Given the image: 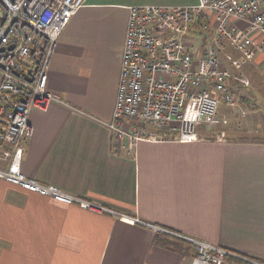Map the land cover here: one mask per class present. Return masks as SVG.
<instances>
[{"label": "crops", "instance_id": "obj_1", "mask_svg": "<svg viewBox=\"0 0 264 264\" xmlns=\"http://www.w3.org/2000/svg\"><path fill=\"white\" fill-rule=\"evenodd\" d=\"M132 4L87 0L72 17L48 79L64 103L32 110L34 136L21 166L29 177L118 214L56 201L0 178V264H193V247L161 246L158 233L209 241L264 261V140L245 136H264V51L243 64L245 74L239 72L250 80L245 94L256 110L241 116L222 106L221 118L227 109L234 126L213 127L220 138L201 127L195 141L140 140L114 149L107 122Z\"/></svg>", "mask_w": 264, "mask_h": 264}, {"label": "built area", "instance_id": "obj_2", "mask_svg": "<svg viewBox=\"0 0 264 264\" xmlns=\"http://www.w3.org/2000/svg\"><path fill=\"white\" fill-rule=\"evenodd\" d=\"M85 3L0 0V178L56 201L118 214L29 177L21 168L24 147L34 136L32 110L64 103L48 88L49 70L61 34ZM127 9L117 96L107 122L114 149L133 148L140 140L195 141L202 138L200 127L220 138L212 128L221 123L222 106L241 116L256 110L245 94L249 78L232 67L264 51V0L132 4ZM229 49L239 56L230 57ZM121 216L166 231L138 216ZM172 234L192 243L193 264H226L228 257L264 264L209 241Z\"/></svg>", "mask_w": 264, "mask_h": 264}, {"label": "rangeland", "instance_id": "obj_3", "mask_svg": "<svg viewBox=\"0 0 264 264\" xmlns=\"http://www.w3.org/2000/svg\"><path fill=\"white\" fill-rule=\"evenodd\" d=\"M89 1H93V0H89ZM98 1L105 3V5L108 6V7H116V6H120V5H123V4H130V3H136V4H139V3H161V2H168V3H188V2H191L193 0H98ZM230 55H232V56H239V53L237 51H235V50H230ZM249 64H251V62ZM246 68H247V64L246 65H243V66H241L239 68L232 67V70H235L237 72H243L245 74ZM256 94H257V92H256ZM224 112L227 115H225L223 118H221V124H227V122H228V127H231V126L233 127L234 126L233 121H232V123H230V118L232 117V115H229L230 114V111L228 112L227 109H224ZM222 115H224V114H222ZM228 117H229V119H228ZM227 119H228V121H227ZM203 128L206 131V128L205 127H203ZM200 129H202V128L200 127ZM253 135L254 134H251V135L248 134V135H245V136H250L248 138L249 139H253V140L258 139V138H264L263 135H262L263 137H257L256 135H254V136ZM242 136H244V135H242ZM240 137L241 136L236 137V138H240ZM242 138L244 139V137H241V139Z\"/></svg>", "mask_w": 264, "mask_h": 264}, {"label": "trees", "instance_id": "obj_4", "mask_svg": "<svg viewBox=\"0 0 264 264\" xmlns=\"http://www.w3.org/2000/svg\"><path fill=\"white\" fill-rule=\"evenodd\" d=\"M259 140H264V138H258ZM173 235H169V234H166V233H158V235L156 236V243L160 244L161 246H165V247H172V248H175V249H179V248H182L184 247L185 249L187 248H192L193 245L191 242L187 241L186 239H183V238H180L178 236H176L175 238L172 237ZM171 243H174V244H171ZM194 248V247H193ZM226 264H237L238 262L239 263H242V264H249L248 262L246 261H243L241 259H237V258H232V257H228L226 258Z\"/></svg>", "mask_w": 264, "mask_h": 264}]
</instances>
